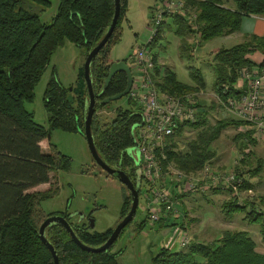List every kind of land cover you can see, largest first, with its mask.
Wrapping results in <instances>:
<instances>
[{"label": "trees", "instance_id": "1", "mask_svg": "<svg viewBox=\"0 0 264 264\" xmlns=\"http://www.w3.org/2000/svg\"><path fill=\"white\" fill-rule=\"evenodd\" d=\"M55 2L56 12L47 23L41 20L40 14L50 6L51 0H0V264H53L49 249L39 238L36 215L39 211L37 206L42 200L52 197L56 188L43 191L30 189L48 183L53 170L67 169L69 166V158L60 154L54 144L49 142V150L43 151L40 142L47 138V133L53 128L82 133L87 98L83 67L78 74L76 87H65L52 71L43 95L48 127L36 122L33 112L25 104L34 100V87L55 50L69 41L82 48L85 57L106 32L114 12V0ZM184 3L198 10L197 30L190 29L185 19L165 14L150 47L168 18L175 24V32L181 36L180 53L189 57L192 54L190 45L185 41L187 35L192 33L200 46L214 37L236 31L243 16L264 14V0H184ZM127 5V0H120L117 23L107 42L91 61L90 76L95 93L100 92L108 74L110 50L119 41L120 22ZM256 51L263 55L262 62L257 65L247 58L248 54ZM153 61V81L160 91L182 95L204 87L198 69L191 73L195 82L191 85L179 81L171 69L161 70L154 52ZM211 66L214 70L213 89L221 102L229 96L240 94L241 89L236 86L239 71L244 66L264 69V37L247 34L240 43L229 48H218L213 53ZM126 84L125 72H116L105 87L103 96L121 92ZM128 102L133 106L132 100L128 99ZM103 105H96L91 128L99 156L112 164L119 160L123 150L133 144L130 130L139 120V112L134 107L118 106L112 120L100 125L96 111ZM199 107L196 120L179 126L164 148V165L173 163L186 174H195L213 158L212 144L227 126L238 128L249 124L242 119L229 117L218 119L210 125L205 111ZM185 130L195 133L180 146L179 137ZM252 133V129L244 132L248 142L255 144L258 138L252 137ZM243 153L245 156L240 159L241 164H249L248 158L254 156V151L250 149ZM124 157L126 162L128 158ZM256 162L255 167H248L245 171L236 168L240 179L238 191L254 188L249 177L259 174L264 160L257 158ZM210 190L217 191L216 188ZM227 191L231 195V189ZM185 195L178 197H182L180 200L183 201ZM255 207L253 201L244 200L241 204L237 197L230 196L221 209L228 216L242 212L244 220L258 224L264 243V210ZM129 208L130 196L125 193L120 215L123 216ZM59 214L69 219L67 213ZM143 224L141 222L139 228ZM85 226V223L74 224L72 228L79 240L90 246L103 244L112 231V228H108L103 232H90ZM45 236L57 253L58 264H118L119 252H111L113 244L102 252L82 250L59 224L47 226ZM152 264H264V253L257 250L256 241L247 231L224 230L211 242L193 239L180 250L163 246L152 257Z\"/></svg>", "mask_w": 264, "mask_h": 264}, {"label": "rangeland", "instance_id": "2", "mask_svg": "<svg viewBox=\"0 0 264 264\" xmlns=\"http://www.w3.org/2000/svg\"><path fill=\"white\" fill-rule=\"evenodd\" d=\"M157 0H127V10L120 22L119 41L110 50V58L113 61L124 60L131 67L133 76L138 78L132 61L129 58L131 52L137 45L145 44L151 37L150 20L154 5ZM227 5L233 6L231 3ZM55 0H51L50 6L40 14L42 21L49 23L56 12ZM195 10V9H194ZM198 13V10L194 11ZM188 16L183 17L187 20ZM190 29L197 30V25L189 23ZM176 26L170 18L166 19V25L161 29L151 49L157 55V64L161 70L169 68L175 72L179 81L194 84L192 72L200 71L204 80V87L191 90L197 100L198 107L205 111L208 123L214 124L218 119L235 117L223 105L214 92V70L211 66L213 53L221 47L229 48L244 40L239 35H221L207 40L199 46V40L191 33L185 41L190 45L189 57L180 53L181 36L176 32ZM149 47V46H148ZM84 50L74 43L66 41L52 54L51 59L42 73L39 81L34 87L35 97L31 102L25 104L26 108L33 112L36 122L48 127L47 113L43 106V95L46 83L54 70L55 77L65 87H76L78 74L84 63ZM132 85V84H131ZM156 90H159L156 86ZM196 90V91H195ZM160 91V90H159ZM164 91H160L162 94ZM73 94V93H72ZM186 94V93H185ZM128 95L117 100L105 103L96 111L98 123L105 125L115 116V108L136 107L128 102ZM245 127L239 129L227 126L212 144L213 158L209 162L210 168L217 174L233 172L236 168L245 171L248 167L257 165L256 159L264 160V139L258 138L255 144L250 143L254 156L249 159V164H241L240 159L245 156L247 148V136L244 134ZM195 131L185 132L179 137V143L184 144L187 139L194 136ZM255 136V135H254ZM49 142L54 144L56 150L69 158L67 169H57L51 172L48 183L40 184L30 191L46 190L56 188L52 197L46 198L37 206L38 215L36 221L38 227L49 214L65 212L73 224L85 223L90 231L103 232L108 228L116 226L123 196L128 194L117 178L108 176L99 165H97L89 151L86 139L82 133L67 132L58 128L49 130V137L40 142L43 151L49 150ZM126 154L131 158V164L127 171L138 172L136 158L138 153L134 147H128ZM254 188L237 191V200L254 202L255 208L264 210V164L259 174L249 177ZM139 188V184L137 185ZM147 188L145 181L142 182L140 191ZM216 192L206 191L204 193H186L183 201L179 197L178 218H168L151 223L143 208V199L139 196L138 206L133 219L123 228L116 240L113 242L111 252H119L118 264H152V257L158 250L170 244L171 249L180 250L185 247L180 245V235L177 236L175 228H181L184 235L190 240L211 242L219 237L224 230H245L257 243V250H264V243L259 234V225L249 223L243 219L242 212H235L232 216L222 211V204L231 196L226 189L216 188ZM93 220V226H88L87 217ZM176 221V223H175ZM87 222V223H86ZM143 222L141 228L139 224ZM175 223V224H174Z\"/></svg>", "mask_w": 264, "mask_h": 264}, {"label": "built area", "instance_id": "3", "mask_svg": "<svg viewBox=\"0 0 264 264\" xmlns=\"http://www.w3.org/2000/svg\"><path fill=\"white\" fill-rule=\"evenodd\" d=\"M194 11L184 0H157L149 26L152 35L145 44L137 45L129 56L138 78L131 71L133 81L127 95L139 112V120L131 126L133 144L129 147H134V151L138 153V157L134 158L138 163L139 196L143 199V208L152 224L180 216V194L204 193L211 188H223L231 189V196L238 195L240 179L237 166L233 172L217 174L212 171L210 164L204 163L195 174H186L173 163L164 165V148L179 126L196 120L198 103L191 92L182 95L168 92L159 94L153 81L155 63L150 44L157 35L165 14L181 18L188 16L185 19L187 23L195 25L198 13ZM239 79L243 81L241 93L227 97L224 102L218 99L219 103L236 118L249 123L238 127L239 129H252V137L264 139V69L244 66L239 71ZM250 149L248 142L244 152ZM143 181L147 188L141 192L140 185ZM175 229L177 236L182 237L180 245L186 247L189 238L181 228Z\"/></svg>", "mask_w": 264, "mask_h": 264}, {"label": "water", "instance_id": "4", "mask_svg": "<svg viewBox=\"0 0 264 264\" xmlns=\"http://www.w3.org/2000/svg\"><path fill=\"white\" fill-rule=\"evenodd\" d=\"M120 13V0H114V12L112 15L111 22L102 36V38L97 42L95 46H93L86 54L84 63H83V77L86 84V92H87V98H86V108H85V117H84V128L82 131V134L84 135L89 151L97 165L101 167L102 170H104L108 175H112L115 178L118 179L125 187L127 188L128 194L130 196V208L128 212L125 214V216L116 224V226L112 229L110 235L106 239V241L99 245V246H90L87 245L79 240V238L76 236L72 225L70 222L61 215H49L45 217V219L42 221L38 228V235L40 240L43 242V244L49 249L53 264H58V256L53 248L52 244L47 240L45 236V229L47 226L51 224H59L63 228L66 229L72 240L82 249L89 252H102L107 250L113 242L116 240L122 229L133 219L137 206L139 201L138 196V188H136L133 183L131 182L129 176L122 170V169H115L114 167H111L108 163H106L98 154L94 140H93V133L91 128V122L93 115L95 113V105H96V93L94 92L93 85H92V79L90 76V64L92 59L97 55L99 50L102 48V46L107 42L108 38L110 37L116 23L118 20V16ZM123 71L126 74L127 77V84L124 90H122L119 93H116L111 96H107L103 98L100 103H107L109 101L117 100L125 95L128 94L133 77L130 70V67L126 64L124 60H117L112 61L109 64L108 68V74L104 80L103 90L109 83L110 79L113 77V75L116 72ZM47 137H49V132L47 133ZM90 226H93V220L90 219ZM175 238V237H174ZM174 238L171 239L170 244L168 247L171 246L173 243Z\"/></svg>", "mask_w": 264, "mask_h": 264}, {"label": "crops", "instance_id": "5", "mask_svg": "<svg viewBox=\"0 0 264 264\" xmlns=\"http://www.w3.org/2000/svg\"><path fill=\"white\" fill-rule=\"evenodd\" d=\"M232 34L239 35L240 37L243 38H245L247 34H255L264 37V14L261 15L251 14V15L243 16L239 28L236 31L226 36H230ZM247 58L252 60V62H254L255 65H257L262 62L263 55L260 52L256 51L254 53L248 54ZM109 61L110 62L113 61V59H111L110 56H109ZM242 84L243 81L238 79L236 86L238 88H242ZM262 252L264 253V250Z\"/></svg>", "mask_w": 264, "mask_h": 264}, {"label": "flooded vegetation", "instance_id": "6", "mask_svg": "<svg viewBox=\"0 0 264 264\" xmlns=\"http://www.w3.org/2000/svg\"><path fill=\"white\" fill-rule=\"evenodd\" d=\"M110 62V61H109ZM104 85V84H103ZM102 90H103V86H102V89L100 90V92H97L96 93V105L97 104H99L100 103V101L103 99V98H105V97H107V96H103V93H104V91L102 92ZM105 90V89H104ZM96 105H95V108H96ZM124 156H127V158L129 159H127V161L125 162L124 161V159H125V157ZM130 158H129V156L126 154V151L125 150H123L122 152H121V156L119 157V160L118 161H116V162H112V164H109L111 167H114L115 169H122L128 176H129V178H130V180H131V182L133 183V185L137 188V185L140 183H137L138 182V179L139 178H137V176H138V172L136 173L135 172V170H131L130 172H128L126 169H127V167H129V165L131 164V162H130ZM104 171V170H103ZM105 172V171H104ZM106 173V172H105ZM107 174V173H106ZM108 176H112V175H108ZM112 177H114V176H112ZM115 178V177H114ZM122 184V183H121ZM123 185V184H122ZM141 185H142V183H141ZM141 185H140V187H141ZM124 186V188L126 189V191H127V188L125 187V185H123ZM138 196H139V188H138ZM129 210V209H128ZM128 211H126L125 212V214L127 213ZM53 214H55V215H61V214H59V212H56V213H53ZM125 214L123 215V216H121L120 215V217H119V220H118V222L125 216ZM49 215H51V214H49ZM48 215V216H49ZM62 216V215H61ZM89 216L90 215H88V217H87V220H88V226L89 227H92V226H90V219L91 218H89ZM64 217V216H63ZM70 223H71V225H74L71 221H70V219H67ZM92 220V219H91ZM80 221V220H79ZM79 221L76 223V225H80L81 224V222L79 223ZM117 222V223H118ZM87 223V222H86ZM85 227H87V225L85 226ZM115 227V226H114ZM87 229H88V231H90V229L87 227ZM113 229V228H112ZM123 230V229H122ZM90 232H94V231H90ZM121 233V232H120Z\"/></svg>", "mask_w": 264, "mask_h": 264}]
</instances>
